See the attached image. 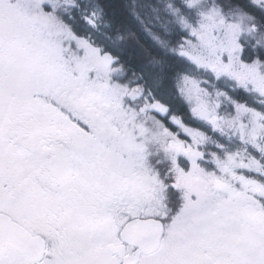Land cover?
<instances>
[{"label": "snow or ice", "instance_id": "1", "mask_svg": "<svg viewBox=\"0 0 264 264\" xmlns=\"http://www.w3.org/2000/svg\"><path fill=\"white\" fill-rule=\"evenodd\" d=\"M0 264H264V0H0Z\"/></svg>", "mask_w": 264, "mask_h": 264}]
</instances>
